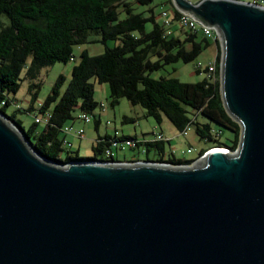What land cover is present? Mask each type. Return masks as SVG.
Returning <instances> with one entry per match:
<instances>
[{
	"label": "water",
	"instance_id": "obj_1",
	"mask_svg": "<svg viewBox=\"0 0 264 264\" xmlns=\"http://www.w3.org/2000/svg\"><path fill=\"white\" fill-rule=\"evenodd\" d=\"M172 2L219 37L235 150L56 162L0 110V264H264V5Z\"/></svg>",
	"mask_w": 264,
	"mask_h": 264
},
{
	"label": "trees",
	"instance_id": "obj_2",
	"mask_svg": "<svg viewBox=\"0 0 264 264\" xmlns=\"http://www.w3.org/2000/svg\"><path fill=\"white\" fill-rule=\"evenodd\" d=\"M152 0H0V110L12 102L21 80H30L28 90L36 98L40 81L35 80L42 67L55 61L73 57V44L100 40L104 49L90 54L83 48L73 63L70 78L63 87L65 76L59 73L38 107L17 105L8 118L28 137L30 144L41 155L56 161L91 159L102 155L103 147L116 135L97 134L92 141L93 154L81 156L78 149H68L62 143V125L79 110L90 112L98 101L94 97L95 82H107L110 103L120 97L132 104H140L145 114L157 122L165 115L182 131L193 124L196 134L213 146L236 148L240 125L228 115L219 93V77L206 76L196 81H183L176 76H152L165 64L177 60L190 61L210 44L208 37L185 30L184 35L165 32V25L157 18L153 6L135 10L134 2L146 4ZM166 1V0H165ZM175 16L178 12L172 0H167ZM121 13H124L121 16ZM8 21L4 22L2 16ZM150 22V28L146 23ZM115 43L108 45L107 40ZM215 54L219 73L220 47ZM196 71H201L195 68ZM31 112L32 122L24 127L17 112ZM50 113L42 128L37 129L34 114ZM202 114L206 120H199ZM125 120H134L125 116ZM212 122L218 126L212 125ZM100 123V113L94 127ZM221 127L231 131L226 140L221 138ZM120 136H130L120 134ZM164 140L144 141L146 151L155 149V160L173 164L191 163L194 158H181L170 152L165 156ZM140 143V142H138Z\"/></svg>",
	"mask_w": 264,
	"mask_h": 264
},
{
	"label": "rangeland",
	"instance_id": "obj_3",
	"mask_svg": "<svg viewBox=\"0 0 264 264\" xmlns=\"http://www.w3.org/2000/svg\"><path fill=\"white\" fill-rule=\"evenodd\" d=\"M135 10H144L148 6H153L154 12L159 20L163 19L160 11L163 8H167L171 11V5L166 0H152L149 3L141 4L134 2ZM148 11L144 10V14H148ZM124 13H121L123 16ZM4 22L8 19L6 16H2ZM151 23L147 22L146 27L150 28ZM173 31L179 32V35H184L185 30L180 28L177 20H173L171 25ZM201 33L200 31H198ZM210 44L203 48V50L192 60L182 61L177 60L171 63L165 64L159 70L151 72L152 76L158 77L159 75L166 76H176L183 81H196L201 79L205 75V71H196V63L201 62L203 65L209 58L213 56L214 53V42L211 38H208ZM115 41L113 39H108L107 44L113 45ZM105 44L100 40L85 41L82 43L73 44V57L68 61H55L52 64L44 66L40 69L39 74L35 80L40 81V86L37 91L36 98H31V93L28 90L29 79L23 78L21 80V85L16 93H12V102L6 106V113L10 114L14 108L19 105L20 107H27L32 104L38 107L41 100L50 90L52 83L59 73L64 74L65 81L63 87L66 85L70 78L71 67L74 62L78 60V56L83 48H86L90 54L99 53L104 49ZM94 97L98 101L97 106L94 109V115H92L91 120L88 122H83L82 120H76L75 123L83 125L85 128L84 136H76L72 141V149L76 148L79 143L78 154L81 156H91L93 154L92 141L97 134L108 133L114 134H126L137 137H147L153 138L155 132H161L169 140H164L165 156L173 152L176 156L181 158H194L200 148L213 147V143L210 141H205L201 139L194 130V125L190 124L187 128L186 133L179 131L171 121L163 115L162 120L157 122L152 116L145 114L143 107L140 104H132L127 98L120 97L118 102L114 105L110 103L109 96V86L107 82H95L94 84ZM97 113H100V123L99 127H94V119ZM17 116L21 118L24 127H27L33 120V114L31 112H17ZM133 117L134 120H125L124 117ZM199 120H206V117L202 114L198 115ZM43 122H39L37 129L42 128ZM212 125L218 126L212 122ZM221 138L226 140L227 137L231 135V131L226 127H221ZM190 148V151L187 149ZM113 152L115 158L118 159H135V158H145L146 154L144 152L138 151L136 148H131L129 146L113 147ZM157 153L155 149H150L147 153L148 158H156Z\"/></svg>",
	"mask_w": 264,
	"mask_h": 264
},
{
	"label": "built area",
	"instance_id": "obj_4",
	"mask_svg": "<svg viewBox=\"0 0 264 264\" xmlns=\"http://www.w3.org/2000/svg\"><path fill=\"white\" fill-rule=\"evenodd\" d=\"M251 2H255L261 5H264V0H248ZM173 3V2H172ZM174 5V4H173ZM175 6V5H174ZM178 12L175 16V20L178 21L180 28L187 30V31H200L201 34L204 36L211 38L216 44L220 45L219 37L215 31L214 26H205L203 25L199 20L193 18L190 16L188 13H185L182 10H179L177 8ZM160 14L163 16L162 22L165 25V32L167 34H170L172 32V28L170 27L173 19H174V14L171 11H169L167 8H163L160 11ZM196 68L199 70H204L205 71V76L211 80H214L219 77V73L216 72V62L215 59L207 60L206 63L203 65L201 62L196 63ZM50 116L49 112H46L44 115L35 113L34 114V119L37 122H45L48 120ZM92 114L88 111L84 110H79L75 113L74 117L72 119L67 120L63 125H62V143L64 146H66L68 149H71V142L66 138L67 134L74 135L75 137H81L84 136L85 133V128L83 125L76 124L75 121L82 120L83 122H88L91 120ZM189 124H187L183 130L181 131L182 133L187 132ZM116 136L112 139L109 140V144L103 147L102 150V155L99 156L98 158L100 159H105V160H110V161H137L141 158H135V159H118L115 158L114 152H113V147H125L129 146L131 148H136L140 152H144L146 154L145 158L147 157V151L145 145H143L142 142L144 141H149V140H154V139H166V137L161 133V132H155L153 138H147V137H137V136H125L122 137L120 134H115ZM94 140V139H93ZM140 142V143H138ZM224 147L226 149H229L225 146H220ZM208 148L202 151L198 156L202 155ZM191 149L188 148L187 151H190ZM230 150V149H229ZM230 150V151H234ZM151 159V158H148ZM155 159V158H152ZM165 162V161H162Z\"/></svg>",
	"mask_w": 264,
	"mask_h": 264
},
{
	"label": "crops",
	"instance_id": "obj_5",
	"mask_svg": "<svg viewBox=\"0 0 264 264\" xmlns=\"http://www.w3.org/2000/svg\"><path fill=\"white\" fill-rule=\"evenodd\" d=\"M165 1V0H164ZM172 30H173V28H172ZM178 30H176L174 33H179V32H177ZM214 42V41H213ZM214 53H213V56L211 57V58H209V60H211V59H214V57H215V54H216V51H217V46H216V43L214 42ZM205 76V75H204ZM203 76V77H204ZM98 127H99V124H98ZM97 127V128H98ZM66 138L71 142V149H72V141H73V139L75 138V136L74 135H70V134H67L66 135ZM75 149H79V143L76 145V148Z\"/></svg>",
	"mask_w": 264,
	"mask_h": 264
},
{
	"label": "clouds",
	"instance_id": "obj_6",
	"mask_svg": "<svg viewBox=\"0 0 264 264\" xmlns=\"http://www.w3.org/2000/svg\"><path fill=\"white\" fill-rule=\"evenodd\" d=\"M220 147V146H219Z\"/></svg>",
	"mask_w": 264,
	"mask_h": 264
}]
</instances>
